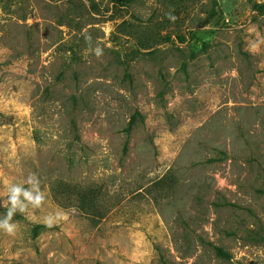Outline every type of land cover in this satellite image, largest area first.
Masks as SVG:
<instances>
[{
  "label": "rangeland",
  "instance_id": "obj_1",
  "mask_svg": "<svg viewBox=\"0 0 264 264\" xmlns=\"http://www.w3.org/2000/svg\"><path fill=\"white\" fill-rule=\"evenodd\" d=\"M263 190L264 0H0V264H264Z\"/></svg>",
  "mask_w": 264,
  "mask_h": 264
},
{
  "label": "trees",
  "instance_id": "obj_2",
  "mask_svg": "<svg viewBox=\"0 0 264 264\" xmlns=\"http://www.w3.org/2000/svg\"><path fill=\"white\" fill-rule=\"evenodd\" d=\"M176 39H177L178 41H183V40H184V37H183V36H176ZM133 123H134V116H132V117L130 118V120L128 121V125H127V127L125 128V131H126L127 133L129 132V130H130V128L132 127ZM123 152H126V143H125V145H124ZM262 192H264V190H263ZM214 250H215V253H216L218 256H220V257H225V258L228 257V254H227L225 251H223V249H221L220 247H215Z\"/></svg>",
  "mask_w": 264,
  "mask_h": 264
},
{
  "label": "clouds",
  "instance_id": "obj_3",
  "mask_svg": "<svg viewBox=\"0 0 264 264\" xmlns=\"http://www.w3.org/2000/svg\"><path fill=\"white\" fill-rule=\"evenodd\" d=\"M11 191L13 192V196H12V203L15 205L16 200H17V196L21 194V189L20 188H11ZM23 195L28 199V200H32L33 197L31 196L30 193L28 192H23ZM40 199L39 196L36 197V201L38 202ZM11 215V213H9V216ZM3 227L8 228L9 230H11V226H9L7 223H5L3 225Z\"/></svg>",
  "mask_w": 264,
  "mask_h": 264
}]
</instances>
